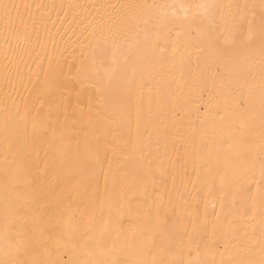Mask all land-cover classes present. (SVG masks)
I'll return each mask as SVG.
<instances>
[{
	"label": "bare ground",
	"instance_id": "obj_1",
	"mask_svg": "<svg viewBox=\"0 0 264 264\" xmlns=\"http://www.w3.org/2000/svg\"><path fill=\"white\" fill-rule=\"evenodd\" d=\"M0 264H264V0H0Z\"/></svg>",
	"mask_w": 264,
	"mask_h": 264
}]
</instances>
